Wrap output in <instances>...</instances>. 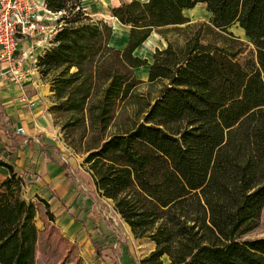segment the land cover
<instances>
[{"label":"trees","instance_id":"obj_1","mask_svg":"<svg viewBox=\"0 0 264 264\" xmlns=\"http://www.w3.org/2000/svg\"><path fill=\"white\" fill-rule=\"evenodd\" d=\"M44 1L60 14L36 63L51 76L49 110L70 112L63 128L86 154L97 192L135 238L154 244L139 264H264V236L244 238L264 208V0L123 1L111 8L130 27L123 48L110 44L112 26L82 0ZM198 3L212 17L195 28L185 10ZM236 23L253 45L244 61L245 47L228 30ZM153 31L168 44L149 62L134 51ZM145 65L148 83L161 84L157 96L139 91L135 70ZM24 140L13 136L0 155L9 170L0 183L1 264H36L41 243L37 203L25 192L38 175L13 161Z\"/></svg>","mask_w":264,"mask_h":264},{"label":"crops","instance_id":"obj_2","mask_svg":"<svg viewBox=\"0 0 264 264\" xmlns=\"http://www.w3.org/2000/svg\"><path fill=\"white\" fill-rule=\"evenodd\" d=\"M122 2L119 0H82L81 2L83 8L93 17L104 19L112 26L110 44L116 48L125 47L130 32V27L122 24L111 12L112 7ZM42 3L41 5L45 6L44 0ZM51 18L50 23H57V14L52 13ZM50 40L51 38L47 37L43 40H23L19 43L17 55L24 72L21 82L0 76V151H2L0 155L7 156L6 148L11 146L13 136L17 134L24 136L25 140L17 148L13 161L21 169L28 168L30 164L38 175L36 178L31 174L32 181L25 189L27 197L33 199L28 192L34 185L39 187L35 196L45 199L50 204L57 224L74 236L79 246L83 245L80 255L85 260L92 257L90 260L99 261L96 260L99 257L95 254V241H99L107 254L104 256V263L116 264L112 258L116 257L113 248L119 250L121 233L124 239L135 238L130 225L115 211L111 198L99 195L92 179L86 187L73 168L67 169V164L63 162L67 159L61 152L62 148L56 140H51L44 134L47 110L54 103L48 101L54 98L50 84L43 79L34 59L44 52L51 43ZM167 44L164 35L153 31L134 53L147 58L148 52L154 54L156 49H163ZM135 71L145 74L144 76L147 77L145 80L148 81V65L138 67ZM140 79L144 80L143 77ZM18 128H23L25 133H19ZM69 172L73 173V176ZM8 175L9 170L0 166V183ZM40 204L44 206L42 202ZM120 222L123 223V228ZM115 253L119 260V251L115 250Z\"/></svg>","mask_w":264,"mask_h":264},{"label":"rangeland","instance_id":"obj_3","mask_svg":"<svg viewBox=\"0 0 264 264\" xmlns=\"http://www.w3.org/2000/svg\"><path fill=\"white\" fill-rule=\"evenodd\" d=\"M38 3L43 4L42 0H37ZM119 1H127V0H119ZM185 14L190 19V24L192 27L197 28L202 24H211L212 13L207 9L205 3H198L193 8L186 9ZM184 26V25H182ZM229 32L233 34L235 38L241 42V46L245 47V51L239 54L238 58L240 61H244L246 55L249 54L250 50L253 48L250 38L246 36L244 29L238 24H234L229 27ZM170 37H173L175 41L182 42L179 35H177L176 31L168 32ZM153 53L148 52L147 58L149 61H153ZM74 70V69H73ZM137 76L142 78L144 83L139 87L140 92H150L152 97L157 96L161 89L160 83L150 84L145 74L141 71L136 72ZM45 79L47 84L50 83L51 76H48ZM49 81V82H48ZM54 102L53 100L48 101ZM53 105V104H51ZM121 110H119L120 112ZM118 112V114H119ZM132 110H122L121 114L131 113ZM121 116V115H120ZM70 118V112L65 110H47V122L44 129L45 136L51 140H56L59 146L62 148V153L65 154L67 159L63 160L67 164V169L73 168L74 172H76L77 176L81 180L82 184L87 187L88 183L91 182L90 174L88 172V165L84 162L85 153L83 151H78L70 144V140L67 138L66 131L63 126L66 120ZM80 128L76 127L70 132V139L76 140L75 136ZM113 130V127H112ZM79 171L80 173H78ZM71 176L73 173L69 172ZM73 178V177H72ZM32 186L28 192L29 196H32L34 201L38 204L37 208V216L36 222L38 224V237L41 241L39 245H37V256H36V264H107L104 263L103 259L105 251L100 244L99 241L96 243L101 248V254H96L99 258V261L90 260L92 257L85 260L80 254L83 251L81 249L82 246H79L77 240L74 239V236H71L68 232L63 230L64 228L57 224L56 220L53 221L47 216L45 212V207L40 204V200L36 195L39 191V187ZM123 228V223H119ZM264 236V208L262 210L259 225L247 234L244 238H257ZM154 244L147 239H137L131 237L129 240L127 238H123V234L119 237V250L118 248H113L115 258L112 257L116 264H139L140 257L143 255H147ZM115 250L119 251V260L117 259V253ZM103 251V252H102ZM105 254V255H104ZM85 256L87 254L84 253ZM0 264H1V253H0Z\"/></svg>","mask_w":264,"mask_h":264},{"label":"built area","instance_id":"obj_4","mask_svg":"<svg viewBox=\"0 0 264 264\" xmlns=\"http://www.w3.org/2000/svg\"><path fill=\"white\" fill-rule=\"evenodd\" d=\"M51 15L37 0H0V76L21 82L24 72L18 45L23 40L52 39L60 24L50 23ZM18 132L25 130L18 128Z\"/></svg>","mask_w":264,"mask_h":264}]
</instances>
